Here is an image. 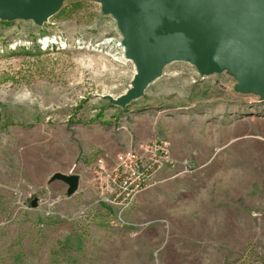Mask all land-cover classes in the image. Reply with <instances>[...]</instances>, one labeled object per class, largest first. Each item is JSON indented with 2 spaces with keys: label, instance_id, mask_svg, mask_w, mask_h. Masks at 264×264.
I'll return each mask as SVG.
<instances>
[{
  "label": "rangeland",
  "instance_id": "rangeland-1",
  "mask_svg": "<svg viewBox=\"0 0 264 264\" xmlns=\"http://www.w3.org/2000/svg\"><path fill=\"white\" fill-rule=\"evenodd\" d=\"M123 40L96 0L0 20V264H264V100L175 61L115 105L137 74ZM154 140L175 165L118 214L96 160ZM57 172L79 175L70 197Z\"/></svg>",
  "mask_w": 264,
  "mask_h": 264
},
{
  "label": "water",
  "instance_id": "water-1",
  "mask_svg": "<svg viewBox=\"0 0 264 264\" xmlns=\"http://www.w3.org/2000/svg\"><path fill=\"white\" fill-rule=\"evenodd\" d=\"M63 0H0V20L32 19L43 24ZM111 12L124 38L125 57L137 74L123 97L125 106L140 98L162 69L175 61L194 65L200 75L230 71L236 90L264 100V0H96ZM77 174L54 173L49 179L78 188ZM32 207L37 198L30 200Z\"/></svg>",
  "mask_w": 264,
  "mask_h": 264
},
{
  "label": "built area",
  "instance_id": "built-area-1",
  "mask_svg": "<svg viewBox=\"0 0 264 264\" xmlns=\"http://www.w3.org/2000/svg\"><path fill=\"white\" fill-rule=\"evenodd\" d=\"M174 165L167 141L138 143L118 154L112 167L107 166L105 158L97 159L93 187L104 203L116 207L121 214L139 193L153 186L159 171Z\"/></svg>",
  "mask_w": 264,
  "mask_h": 264
},
{
  "label": "bare ground",
  "instance_id": "bare-ground-1",
  "mask_svg": "<svg viewBox=\"0 0 264 264\" xmlns=\"http://www.w3.org/2000/svg\"><path fill=\"white\" fill-rule=\"evenodd\" d=\"M238 178V177H237ZM236 181V180H235Z\"/></svg>",
  "mask_w": 264,
  "mask_h": 264
}]
</instances>
